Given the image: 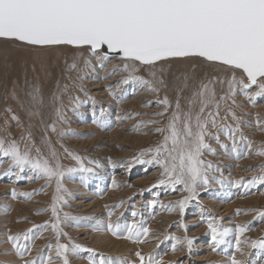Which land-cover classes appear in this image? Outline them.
Returning <instances> with one entry per match:
<instances>
[{"label": "snow or ice", "instance_id": "snow-or-ice-1", "mask_svg": "<svg viewBox=\"0 0 264 264\" xmlns=\"http://www.w3.org/2000/svg\"><path fill=\"white\" fill-rule=\"evenodd\" d=\"M0 45H3L0 47V58L5 64L13 63V57L21 51H36L31 70L38 74H47L52 60L51 55L47 59L40 55L43 53L71 51L72 62L67 67L69 70L77 69L78 72L93 68V60L104 68L108 61L118 58L122 61V69L114 67L108 76H114L121 70L128 75L116 81L117 88L122 84H135L147 86L148 91L158 93L160 85L165 83L163 74L166 71L176 79L182 77V90L191 87L190 95L186 97V106L182 107L180 95H177L175 103L167 96L149 101L146 107L156 104L163 108V111L153 115L167 117V120L140 121L131 129L140 131L141 125H156L154 132L161 139L154 146L142 150L135 159L137 163L154 165L162 170L153 188L166 187L175 191L181 186L188 193L183 199L166 206V210H178L181 215L189 202L198 195L197 189L208 187L216 179L210 175V171H220L204 158L206 153L217 154L209 140L216 141L227 151V145L219 137V133L224 132L233 142L232 151L236 150V133L240 129L239 117L232 109V106H239L236 104V96L243 95L249 101L264 98V0H0ZM173 65L176 66L175 73L172 72ZM208 66H213L218 71L212 77L205 78ZM143 70L148 71L151 79L136 74ZM77 79L83 81L86 77L78 75ZM80 87L83 91V86ZM112 87L108 86L110 94L115 98ZM29 95L34 105L43 103L40 89L35 84ZM85 95L88 93L85 92ZM124 98L122 95L119 99ZM74 100L78 104L84 103L78 98ZM229 101L231 103L222 117L221 107ZM56 115L58 122H65L60 109L56 110ZM138 115L141 113L117 119H132ZM229 116L237 121L235 126L224 123ZM12 119L19 121V117L15 115ZM94 122L100 127L109 126L106 121ZM51 130L57 131L56 123L51 125ZM60 135H64L62 129ZM247 147L251 149L252 142H248ZM65 151L77 161L78 167L65 168L54 150L46 156L41 153L40 148H35L34 154L33 145L25 142L24 136L17 140L7 127L0 129V163L5 158L10 159L5 175H11L14 168L18 173L27 169L34 173L33 178L46 180L44 187L55 183L50 208L38 210L37 213L50 211L51 220L42 225H33L23 232L7 234L10 249H5L0 254L14 255L21 264H54L55 260H59L61 264H71L70 254L80 250L92 251L71 242L70 238L69 243H61L67 236L62 225L69 220L81 219L63 212V207L67 206L63 180L69 173L93 171L84 165L82 157L67 149ZM254 154L264 157V148ZM146 155L151 158L141 159ZM110 163L115 166L116 162L110 160ZM261 170L264 173V165H261ZM20 178L22 177L17 174V179ZM258 182L264 184V174L253 177L248 183ZM235 183L243 184L244 181ZM113 186H117L115 181ZM42 190L43 188L40 189ZM12 195H16L15 190ZM21 195L31 197L33 193ZM122 206L123 201L113 207ZM239 212L237 210V214ZM132 215L136 216L137 213L132 212ZM258 219L264 221V212H258ZM178 223L186 230V225ZM208 226L213 250L225 243V237L233 231L221 228L213 221H209ZM49 227L55 242L49 241L33 257L35 240L40 239L42 232ZM125 227L127 239L136 244L147 242L145 238L149 236V228L143 224ZM106 228L115 236L121 235L119 224L109 223ZM250 230L248 224L236 226L235 247L241 256L245 254L242 251L245 246L264 249V238L249 243L250 238L246 237L241 242L240 237ZM167 238L175 239L177 244L186 243L189 253L191 252L192 239L185 237L181 241L179 237ZM180 250L176 244L172 245V251ZM134 255L135 260H121L120 264H164L153 252L144 254L141 250H136ZM0 264L7 262L0 260ZM90 264L97 262L93 260ZM98 264L107 262L101 258ZM170 264L183 262L175 261ZM230 264H243V261L232 256Z\"/></svg>", "mask_w": 264, "mask_h": 264}, {"label": "rangeland", "instance_id": "rangeland-1", "mask_svg": "<svg viewBox=\"0 0 264 264\" xmlns=\"http://www.w3.org/2000/svg\"><path fill=\"white\" fill-rule=\"evenodd\" d=\"M63 54L71 63V51L63 52ZM36 55V51H21L13 57L14 62L9 64H5L4 60L0 58V129L7 127L12 137L17 140L21 138V135L16 136L13 132L16 129L14 125L16 121L8 122V119H12L10 114L13 108L8 111L10 108L6 104L7 96L3 90L4 86L6 85L8 92L16 90L21 94L23 91L21 97L26 108L36 113L39 104L34 107L29 93L32 86L40 82V85L47 90L43 100L44 112L42 111V116L46 113L44 117L46 120L41 119V115L36 113L37 123L32 125V128L37 142L33 145V153L35 154L34 147L40 148L41 153L46 156L54 150L65 168L78 167L77 161L65 151L67 149L82 157L84 165L93 169L88 173L76 171L66 174L63 180V188L66 190L64 194L67 199V206L63 207V212L81 219L79 221L69 220L62 225L67 236L61 240V243H69L70 238L71 242L92 250H80L70 254L71 264H90V261L93 260L98 264L101 258L105 259L107 264H120L121 260H135L136 250H141L144 254L156 253L157 258L162 259L164 264L175 261H182L183 264H209V262L211 264H230L232 256L242 260L243 264H264V249L245 246L242 248L245 254L241 256L235 247L237 225L248 224L251 229L240 237L242 243L246 237L250 238L249 243L264 238V221L258 219V212H264V184L248 183L253 177L264 174L261 170V165H264V157L254 154L264 148V130H262L264 129V98L249 101L243 95L236 96V102L241 103L243 111L242 114H238L233 110L239 117L240 126L236 133V150L232 151L233 142L224 132H220L219 137L220 141L227 145V151L221 148L216 141L209 140L217 154L206 153L204 158L211 161L220 171H210V175L216 179L208 187L197 189L198 195L189 202L184 214L181 215L178 210H166V206L170 202L183 199L188 193L183 191L181 186H178L175 191L166 187L153 188L152 186L157 184L162 170L154 165L137 163L135 159L142 150L154 146L161 139L154 132L156 125H141L140 131L131 129L140 121L167 120V117L153 115L163 111V108L156 104L146 107L145 105L149 101H157L167 96L175 103L177 95H180V100L186 102V97L182 93L189 94L191 87L188 90H182V77L176 79L174 75H170L166 71L163 74L165 83L160 85L158 93L148 91L147 86H143V89L142 86H135V84L125 86L129 92L123 86H120L121 89L115 90L116 81L127 76L128 73L121 70L114 76L109 77L108 74L114 67L122 69V61L117 58L111 59V63L101 68L99 63L93 60V68L84 69L81 72L77 70L76 73V77L78 75L86 77L83 81L78 79L79 86H83V91H81V87L75 89L69 84L67 91H64L63 87L71 73L66 71V63H63L61 58H58L54 53H43L40 55L46 56L45 59L49 55L52 56L49 71L47 74L44 72L34 73L31 70V62ZM110 64H112V68H107ZM80 67L82 68L83 65ZM172 68V72L175 73L176 66L174 65ZM136 74L142 75L145 79H151L147 70ZM36 77L37 81H35ZM109 85L113 86L111 90L115 92V98L110 94ZM85 92L88 95H85ZM55 93L57 94L56 98H52L50 102L49 98L53 97ZM78 94L82 95L77 96ZM122 95L125 98L120 100ZM74 98H78L84 103L78 104L76 100H73ZM230 103L229 101L226 104L225 111ZM183 106L185 107L186 104ZM57 109H60L64 114L65 122L57 121ZM109 110L111 113L108 112ZM134 113H141V115L134 116L132 119H117L115 122L112 120L116 116L126 117ZM98 117L104 118V121L111 117L112 122L110 125L108 124V127H100L98 123L94 122ZM255 119L262 123L254 126ZM53 123H56V132L51 130ZM224 123L235 126L237 121L229 116ZM61 129L64 132L63 136L60 135ZM22 136L27 142L28 137L25 134ZM109 142L114 146V151L112 150L110 156L116 164L106 168V165L101 163V159H105L109 155L105 154ZM248 142H252L251 149L247 147ZM150 158L147 155L141 157L143 160ZM9 160L5 158L0 163V253H3L5 249H10V244L6 240L7 234L23 232L32 228L33 225H42L51 220L50 211L37 213L38 210L50 208L55 193L54 182L51 186L44 187L47 183L46 180L33 178L34 173L30 170L26 169L23 173H17L18 170L14 168L11 175H5L9 168ZM17 174L22 178L17 179ZM100 177L105 178V181H98ZM86 180L87 183L84 184ZM241 180L244 181L243 184L235 183ZM113 181L117 186H113ZM42 188L43 190L40 191ZM13 190L16 192L15 196L12 195ZM21 193H33V195L27 197ZM121 201H123L122 207H113L119 205ZM153 201L156 203L153 204ZM237 210H240L239 214H237ZM132 212H136L137 215L133 216ZM209 221L219 224L221 228L233 230L225 237L226 242L216 250H213L212 246ZM178 222L186 225V230L180 227ZM109 223L121 226L120 236H115L107 230L106 226ZM131 224H143L144 227L150 229L149 236L145 238L146 243L136 244L126 238L125 226ZM103 230L108 231L107 233L112 240L114 239V243L109 244L106 239L101 237ZM167 237H179L181 241H184L185 237L192 239L191 252L189 253L186 243L177 244L175 239ZM49 241L55 242L51 227L42 232L40 239L35 240L32 256L35 257ZM173 244H176V247L181 250L172 251ZM0 260L6 261L7 264H21L19 258L14 255L0 254ZM54 264H61V262L55 260Z\"/></svg>", "mask_w": 264, "mask_h": 264}, {"label": "bare ground", "instance_id": "bare-ground-1", "mask_svg": "<svg viewBox=\"0 0 264 264\" xmlns=\"http://www.w3.org/2000/svg\"><path fill=\"white\" fill-rule=\"evenodd\" d=\"M58 58H61V61L63 62V63H66V71H70L71 73H69V77H67V80H66V84L64 85V87H63V89H64V91L66 90L67 91V87H68V84L71 86V87H74L75 89H79V83H78V79H77V77H76V73H77V69H71V70H69L68 69V67H67V65L68 64H71V63H69V61H67V57H66V55L64 56V54L63 53H61V52H59V51H56V52H53ZM62 54V55H61ZM44 58H46V56H44ZM118 59V58H117ZM95 61V60H94ZM113 62V61H112ZM116 62V61H115ZM96 63H97V61H96ZM109 63H111L110 61L109 62H107V64H109ZM106 64V65H107ZM113 64H114V62H113ZM96 65H98V64H96ZM174 66V65H173ZM99 67V66H98ZM166 68H167V66H165ZM83 68V67H82ZM107 68H112V64H110V66H108ZM100 69V68H99ZM173 69V68H172ZM217 69L215 68V67H213V66H208L206 69H205V74H204V76H205V78H210V77H212L213 75H215L216 73H217ZM106 73V72H105ZM84 74V73H83ZM100 74H101V77L103 78V75H102V73L100 72ZM98 76V75H97ZM35 81H37V77H36V80ZM2 85V84H1ZM130 85V84H129ZM36 86H38L39 87V89H40V94H41V97H42V100H44V98H45V93L47 92V90L43 87V86H41L40 85V82H37V84H36ZM115 86V85H114ZM121 87L123 86L124 88H125V90H126V85H120ZM127 86H128V84H127ZM136 86V85H135ZM134 86V87H135ZM133 87V88H134ZM131 88H132V86H131ZM141 88V87H140ZM143 88V87H142ZM109 89V88H108ZM119 89H121L120 87H119ZM144 89V88H143ZM3 90H5V95L7 96V105H8V107L11 109V108H13L12 109V113L10 114V117L11 116H13V115H15V116H17V117H19V121H16V120H12V119H8L9 121V123H14V121H16L15 123H14V125H15V127H16V129L13 131L15 134H16V136L17 135H21L22 136V134H25L27 137H28V143H31L32 145H34L37 141H36V136H35V133H34V129L32 128L33 126L32 125H34V124H36L37 123V120H36V118H35V115H36V113L38 112L41 116H40V118L41 119H43L45 116H46V113L44 114V116H42V113L44 112L43 111V104H44V102L42 103V104H39V106H38V110H36L37 112L35 113L33 110H28L27 108H26V105H25V102L23 101V98L21 97V94H22V92H21V94H20V91H16V90H11V91H9L8 92V89L6 88V85L4 86V88H3ZM115 90H117V87H116V89ZM112 91V90H111ZM122 91H123V89H122ZM127 92H129V89H127L126 90ZM131 91H132V89H131ZM7 92H8V94H7ZM56 92H57V88H56ZM77 92V91H76ZM217 92H218V94H219V92H220V89H219V86H217ZM13 93H15V95H13ZM72 93V92H71ZM116 94H118V93H116ZM131 94V93H130ZM185 97H188L189 95H190V93L188 94V93H186V94H184V93H182ZM56 93H55V95L53 96V97H51V98H49V100H50V102L52 101V98L54 99V98H56ZM60 95V94H59ZM82 94H78L77 96H81ZM127 95V94H126ZM23 96V95H22ZM25 97V96H24ZM58 98H59V96H58ZM72 99V98H71ZM112 99V98H111ZM74 100V99H73ZM26 101V100H25ZM54 101V100H53ZM107 101V100H106ZM180 102H181V105H182V107H184L183 105L184 104H186V102L184 103V101L181 99L180 100ZM60 103V102H59ZM236 104L237 105H239L238 107L237 106H233V110L236 112V113H238V114H242L243 113V111H242V105H241V103L238 101V102H236ZM251 105V104H250ZM250 105H249V107H250ZM34 107H36V105L34 106ZM118 107V106H117ZM225 107H226V105H222V107H221V110H220V115L223 117L224 115H225V113L227 112V111H225L224 109H225ZM110 108V107H109ZM15 110V111H14ZM40 110H41V112H40ZM111 110V109H110ZM110 110L108 111V112H110ZM43 111V112H42ZM118 112V111H117ZM256 112H257V109H256ZM255 112V114H257ZM111 113V112H110ZM245 114H247V112L245 111ZM255 114H253V115H255ZM81 115V114H80ZM97 115V114H96ZM105 115V114H104ZM107 115V114H106ZM4 116V115H3ZM37 116H39V115H37ZM84 116V115H83ZM108 116V115H107ZM111 116V115H110ZM77 117V116H76ZM81 117V116H80ZM79 117V118H80ZM104 117V116H103ZM117 117L118 116H116L114 119H112L111 117L107 120L106 119V122H109L108 124L110 125L111 124V122H112V120H113V122H115V120H117ZM255 117V116H254ZM12 118V117H11ZM105 118V117H104ZM104 118H100V117H98L97 119H96V121H104ZM256 118H257V116H256ZM45 119V118H44ZM112 119V120H111ZM46 120V119H45ZM95 121V120H94ZM225 122V121H224ZM233 122V121H232ZM235 122V121H234ZM253 123H254V126H257L258 125V123H257V120L255 119L254 121H253ZM115 124V123H114ZM252 124V123H251ZM250 124V125H251ZM12 125V124H11ZM250 125H248V126H250ZM233 126V125H232ZM98 127V126H97ZM248 130H250V129H248ZM224 137V136H223ZM112 138H113V136H112ZM111 142H109V147H107L106 148V153L105 154H107L108 156H106L105 157V159H103L102 157V161H101V163H103V164H105L106 166V168H110V167H112V163H110V160L111 161H114L112 158H111V156H110V153L112 152V150L114 151V146L113 145H111L110 144ZM36 146V145H35ZM112 146V147H111ZM34 148H36V147H34ZM249 149V148H248ZM35 150V149H34ZM230 152V151H229ZM101 156V155H100ZM103 156V155H102ZM10 161V160H9ZM8 161V162H9ZM115 162V161H114ZM10 164V163H9ZM8 164V165H9ZM116 164V163H115ZM104 167V168H105ZM18 173V172H17ZM114 177V176H113ZM91 181V180H90ZM98 181H105V178H103V177H100L99 178V180ZM87 183V180H86V182H84V184H86ZM111 189H113V188H111ZM181 192V191H180ZM104 230H105V228H104ZM103 230V234H102V238H104V239H106L108 242H109V244H111V243H114V239L112 240L110 237H109V235H108V231L106 230V232ZM117 240V239H116ZM107 242V243H108ZM117 242V241H116ZM123 242V241H122ZM116 244H118V243H116ZM115 245V244H114ZM112 246V245H111ZM117 246V245H116ZM132 246V245H131ZM119 247V246H118ZM153 247V246H152ZM114 248H115V246H114ZM121 248V247H120ZM123 249H125V248H123ZM117 250V249H116ZM128 250V249H127ZM125 252V251H124ZM123 253V252H122ZM133 254V253H132ZM13 259V258H12ZM244 263V262H243Z\"/></svg>", "mask_w": 264, "mask_h": 264}]
</instances>
